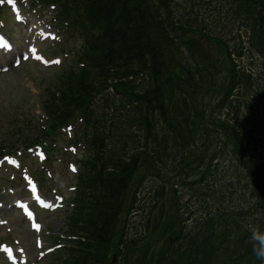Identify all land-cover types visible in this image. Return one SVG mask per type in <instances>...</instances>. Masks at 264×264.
<instances>
[{
    "label": "trees",
    "instance_id": "obj_1",
    "mask_svg": "<svg viewBox=\"0 0 264 264\" xmlns=\"http://www.w3.org/2000/svg\"><path fill=\"white\" fill-rule=\"evenodd\" d=\"M72 1L77 11L82 7L84 9V17L78 13L79 19L83 21L86 18L92 27L98 28L94 38L97 45L86 61L89 69H79L67 76L60 75L53 93L62 104L71 105L67 108L69 112L87 101L93 93L111 88L125 104L118 110L120 118L134 130L130 131L125 143H118L111 150L100 146L106 155L100 159L99 168L94 171L96 179L91 183L102 182V191L93 209H89L88 221L84 223L99 257L108 245L122 194L131 174L138 166L143 171L142 159L148 170L156 166L158 146L159 150L163 148L164 152L169 151L165 142L166 132L158 126L165 123L173 124L171 129L175 128L173 114L168 108L170 103L166 100L174 89L178 91L177 87H181L177 79L183 71L177 65L170 66L165 52L162 53L161 38H165L166 27L159 18L162 8L169 11L168 0ZM258 1L262 2L260 6L263 10L259 8L256 11L259 14L257 18L264 21V0ZM70 2L68 0L69 5ZM56 90L63 91V96H57ZM59 117H56L58 122L61 121ZM195 130L198 129L193 126L187 135H195ZM148 143L152 145L153 153H150ZM185 146H180L182 150L177 161L183 175H201L197 181L199 183L213 175L209 166L204 171L203 155L190 154L185 151ZM124 154H128L126 158ZM127 158V161H123ZM237 162L239 165L235 170L239 171L240 178L256 166L254 160L247 158H238ZM242 200L239 198L229 202L225 198L222 209H203L206 214L195 220L193 232H184L179 225L181 218L169 220L166 225L168 232L159 246L161 264H208L210 253L211 262L217 256L221 264L234 261L260 264L252 252L245 219V213L251 207L244 210ZM91 261L87 264H101L93 257Z\"/></svg>",
    "mask_w": 264,
    "mask_h": 264
},
{
    "label": "rangeland",
    "instance_id": "obj_2",
    "mask_svg": "<svg viewBox=\"0 0 264 264\" xmlns=\"http://www.w3.org/2000/svg\"><path fill=\"white\" fill-rule=\"evenodd\" d=\"M209 21V18L205 19V23ZM235 36V32H231L227 35V37L231 38L230 44H234L238 42V39L233 38ZM204 49L207 50L209 56L216 62L220 56L219 47L212 44H203ZM210 59V58H209ZM245 60L243 57H237L234 55V61ZM11 59H4L3 55H1L0 65H8L9 68L6 72L0 73V113L1 112H12L16 108L18 110L27 109L31 112H34V108L40 103L41 97L44 95L43 83L46 82L49 78L53 76V72L38 66L33 63H28L27 65L22 64L21 66H11ZM259 60L255 61L254 68H259L260 64ZM221 73L224 72L223 67H219L217 69ZM219 92V88L216 87ZM216 94L215 97H217ZM263 110V107L260 106V111ZM259 111V112H260ZM38 112V111H36ZM232 115V114H231ZM261 115H264L263 113ZM64 190V188H63ZM0 200H4L0 198ZM8 205H5L4 208L0 209V218H2L1 214H6L7 209H5ZM47 221L49 219H46ZM14 222V221H13ZM53 228L61 227L62 223H58L56 220L51 221ZM25 222L10 224L6 223L5 225H0V233L8 234L9 230L16 234H19L21 238L28 244L32 240L29 239L30 235L27 234L25 229ZM29 245V244H28ZM0 262L1 258H0Z\"/></svg>",
    "mask_w": 264,
    "mask_h": 264
},
{
    "label": "clouds",
    "instance_id": "obj_3",
    "mask_svg": "<svg viewBox=\"0 0 264 264\" xmlns=\"http://www.w3.org/2000/svg\"><path fill=\"white\" fill-rule=\"evenodd\" d=\"M248 231L252 252L256 260H258L260 264H264V228L250 224L248 226Z\"/></svg>",
    "mask_w": 264,
    "mask_h": 264
},
{
    "label": "snow or ice",
    "instance_id": "obj_4",
    "mask_svg": "<svg viewBox=\"0 0 264 264\" xmlns=\"http://www.w3.org/2000/svg\"><path fill=\"white\" fill-rule=\"evenodd\" d=\"M0 55H3V54H0ZM20 55H21V56H24V53H21ZM3 58H4V59H8L7 55H3ZM10 62H14V60H13V61H10ZM56 63H59V61H56ZM73 170H74V169H73Z\"/></svg>",
    "mask_w": 264,
    "mask_h": 264
}]
</instances>
